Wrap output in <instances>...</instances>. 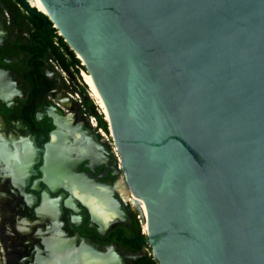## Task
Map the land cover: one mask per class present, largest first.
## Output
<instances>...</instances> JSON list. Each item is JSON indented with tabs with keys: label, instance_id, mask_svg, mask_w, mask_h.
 I'll return each mask as SVG.
<instances>
[{
	"label": "water",
	"instance_id": "obj_1",
	"mask_svg": "<svg viewBox=\"0 0 264 264\" xmlns=\"http://www.w3.org/2000/svg\"><path fill=\"white\" fill-rule=\"evenodd\" d=\"M40 1L104 101L154 261L264 264V0Z\"/></svg>",
	"mask_w": 264,
	"mask_h": 264
},
{
	"label": "flooded vegetation",
	"instance_id": "obj_2",
	"mask_svg": "<svg viewBox=\"0 0 264 264\" xmlns=\"http://www.w3.org/2000/svg\"><path fill=\"white\" fill-rule=\"evenodd\" d=\"M34 11L27 0H0V264H94L78 261L85 248L141 264L150 247L111 126L73 78L56 73L66 72L63 50L51 52L44 33L32 37Z\"/></svg>",
	"mask_w": 264,
	"mask_h": 264
},
{
	"label": "bare ground",
	"instance_id": "obj_3",
	"mask_svg": "<svg viewBox=\"0 0 264 264\" xmlns=\"http://www.w3.org/2000/svg\"><path fill=\"white\" fill-rule=\"evenodd\" d=\"M28 1V3L30 4V6H32V7H34L36 10H38L39 12H41L42 14H44V15H48V13H47V11H46V9L44 8V6H43V4H42V2L40 1V0H27ZM75 56H77V58L82 62V64H84V61H83V59H82V57L79 55V54H76ZM5 76V75H4ZM4 82L5 83H8V80H6V78L4 77ZM85 81L87 82V84L90 86V91L92 92V94H93V96L97 99V104H98V106H99V108H100V110H101V112H102V114L104 115V118H105V120H106V122L107 123H110V120H109V115H108V112H107V109H106V106H105V104H104V101H103V99H102V97H101V95L99 94V92H98V90H97V88H96V86H95V84H94V81H93V79H92V76L88 73V74H85ZM9 84V83H8ZM52 155H54V154H52ZM51 160H53V159H51ZM55 161H57L58 163H59V161L57 160V159H55V160H53L52 162H55ZM63 161V160H62ZM64 163V162H63ZM62 163V164H63ZM55 164V163H54ZM53 167V176H51V182L52 183H54L55 184V182H57L56 181V179H57V177H56V175H57V169H54V165L52 166ZM76 184H77V182H75ZM128 188H129V186H128ZM129 191H130V193L132 194V200L134 201V203H135V206H136V208H137V211H139L138 213H139V215H140V217H141V220H142V222H143V228L144 229H146V231H147V227H148V222H147V218H146V214H147V210H146V207H145V204H144V202H143V200L141 199V198H139L138 196H136L131 190H130V188H129ZM88 193V192H87ZM111 193V192H110ZM91 194V193H90ZM97 194V193H96ZM98 195V194H97ZM104 195V194H103ZM83 196H86L85 194L83 195ZM101 196V195H100ZM109 196V195H108ZM92 199L93 198H95V195L93 194L92 196ZM103 198H107V200L109 201H107L108 203H106L105 205H107L108 207H110L112 210H115L116 208H115V205H114V202L110 199V198H108V197H103ZM104 199V200H105ZM99 200V199H98ZM103 200V201H104ZM99 201H101V200H99ZM96 206H97V204H95ZM45 207H46V209H49L51 212H52V210H53V206H51V204L50 203H45ZM48 210V211H49ZM115 214H112V215H110V216H108V218H110V219H112V217L114 216ZM73 246V245H72ZM84 250V251H83ZM82 251H83V256L81 257V258H78V261L81 263V262H87V260L88 259H90L91 260V258H92V256H93V260H94V264H118V262H117V259L115 258V254H114V252H110V253H108L107 255L106 254H102V255H99V256H101V257H99L97 254H95L94 252H92V251H90L89 249H83ZM67 261V260H66ZM73 261V260H72ZM64 262V261H63ZM67 264H69V262L67 263Z\"/></svg>",
	"mask_w": 264,
	"mask_h": 264
},
{
	"label": "trees",
	"instance_id": "obj_4",
	"mask_svg": "<svg viewBox=\"0 0 264 264\" xmlns=\"http://www.w3.org/2000/svg\"><path fill=\"white\" fill-rule=\"evenodd\" d=\"M46 25L45 32L43 29V25ZM33 31H32V37H41L40 34L44 33L45 35H48L47 40V48L57 54L60 53V49L63 50V57L60 58L61 67L64 71H68L71 67H78L83 69V66L80 65V61L75 57V54L69 49L67 44L63 41V39L58 35L57 29L52 27L51 21L47 19L46 16L39 15V18H37V21H33L32 24ZM61 54V53H60ZM76 70V72L78 71ZM142 239H146L145 236H140ZM143 245V244H142ZM141 264H156L154 260H152V257H146L142 260Z\"/></svg>",
	"mask_w": 264,
	"mask_h": 264
},
{
	"label": "rangeland",
	"instance_id": "obj_5",
	"mask_svg": "<svg viewBox=\"0 0 264 264\" xmlns=\"http://www.w3.org/2000/svg\"><path fill=\"white\" fill-rule=\"evenodd\" d=\"M52 27L53 28H55L56 29V27H55V25L52 23ZM57 33H58V31H57ZM59 34V33H58ZM80 61V60H79ZM82 64V62L80 61V65ZM56 73L61 77V78H63V82L64 83H66V84H71V80H72V78L74 79L73 81H74V84L77 86V88H79L80 90H84L85 91V94L87 95V98L92 102V105H93V107H95V108H97V109H100L99 108V106H98V104H97V99L93 96V94H92V92L90 91V86L87 84V82L85 81V74H88V72L86 71V69L83 67V69L82 68H79L78 69V71L76 72V70L74 69V68H72L70 71H69V73H70V75L67 73V72H62L60 69H56ZM67 92L71 95V96H73L76 100H78L79 98L81 99V96L80 97H76V91L74 92V91H72V90H67ZM80 95V94H79ZM101 111V110H100ZM101 114H102V112H101ZM102 117H104V115L102 114ZM85 122H86V124L88 123V120L89 119H93V117H91L90 115H86L85 117ZM94 121V120H93ZM106 121V120H105ZM130 199H132L131 197L128 199V202L130 203V204H132V207H134V205H133V203H131V201L132 200H130ZM131 207V206H130ZM137 210V209H136ZM135 209H134V214H135V216H136V220L138 221V223H139V226H141L142 225V223H140V221H141V219L140 218H138V213H137V211H136ZM145 230L144 228H143V225H142V227H140V232L142 233V231L143 230ZM147 231L145 230V232L143 233V235L145 236V237H147ZM143 253L147 256V257H149V256H152V250H151V248H148L147 246L143 249ZM0 262H1V260H0Z\"/></svg>",
	"mask_w": 264,
	"mask_h": 264
},
{
	"label": "built area",
	"instance_id": "obj_6",
	"mask_svg": "<svg viewBox=\"0 0 264 264\" xmlns=\"http://www.w3.org/2000/svg\"><path fill=\"white\" fill-rule=\"evenodd\" d=\"M140 223H141V221H140ZM140 227H142V225L140 226ZM143 230V229H142ZM147 244V243H146Z\"/></svg>",
	"mask_w": 264,
	"mask_h": 264
}]
</instances>
